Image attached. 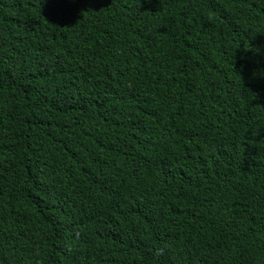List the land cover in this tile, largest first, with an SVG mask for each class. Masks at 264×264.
<instances>
[{
	"label": "trees",
	"instance_id": "16d2710c",
	"mask_svg": "<svg viewBox=\"0 0 264 264\" xmlns=\"http://www.w3.org/2000/svg\"><path fill=\"white\" fill-rule=\"evenodd\" d=\"M0 264H264V0H0Z\"/></svg>",
	"mask_w": 264,
	"mask_h": 264
},
{
	"label": "snow or ice",
	"instance_id": "6c2138e0",
	"mask_svg": "<svg viewBox=\"0 0 264 264\" xmlns=\"http://www.w3.org/2000/svg\"><path fill=\"white\" fill-rule=\"evenodd\" d=\"M54 11L60 13L68 10V5H70L71 0H51Z\"/></svg>",
	"mask_w": 264,
	"mask_h": 264
}]
</instances>
